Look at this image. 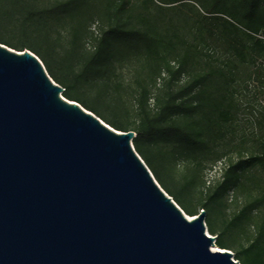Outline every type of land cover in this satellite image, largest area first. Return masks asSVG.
<instances>
[{
	"label": "trees",
	"instance_id": "16d2710c",
	"mask_svg": "<svg viewBox=\"0 0 264 264\" xmlns=\"http://www.w3.org/2000/svg\"><path fill=\"white\" fill-rule=\"evenodd\" d=\"M37 1L0 0V43L32 51L69 100L116 130L134 131L137 153L188 215H195L199 207L213 213L229 192L244 187L246 172L264 173V118L251 138L255 152L234 151L228 145L235 136L240 135L244 143L248 138L238 123L234 92L247 90L251 81L264 88V39L259 37L264 32V0H204V14L221 20V38L232 54L227 67L212 72L225 88L216 98L204 97L202 92L192 95L202 85L201 78L179 93L172 91L185 71L172 57L182 41L156 31L149 10L152 5L162 9L191 0H141L140 5L130 0ZM8 30L16 40L5 36ZM204 46L201 38L192 52L199 54ZM133 65H138L142 79L132 100H122L112 79L119 69ZM239 65L256 71L239 76L233 72ZM222 159L220 180L207 185L202 177L206 164ZM253 186L257 188L256 183ZM260 202L264 197L249 201L226 224L231 229L248 220L247 243L237 256L242 264H264V217L260 220L253 214ZM217 245L226 249L220 239Z\"/></svg>",
	"mask_w": 264,
	"mask_h": 264
},
{
	"label": "water",
	"instance_id": "95a60500",
	"mask_svg": "<svg viewBox=\"0 0 264 264\" xmlns=\"http://www.w3.org/2000/svg\"><path fill=\"white\" fill-rule=\"evenodd\" d=\"M0 43V264H242L213 251L132 140Z\"/></svg>",
	"mask_w": 264,
	"mask_h": 264
},
{
	"label": "rangeland",
	"instance_id": "374dc122",
	"mask_svg": "<svg viewBox=\"0 0 264 264\" xmlns=\"http://www.w3.org/2000/svg\"><path fill=\"white\" fill-rule=\"evenodd\" d=\"M46 1L49 0H38L37 2L43 4ZM130 1L137 5H140L142 2L141 0ZM204 4V0H191L185 4L163 7L162 9L157 5H152L149 10L151 16L154 18L156 31L161 35H168L171 38L178 37L182 41L177 46L175 54L172 57L176 60L175 63L180 62V64H183L185 71L178 77L176 83L172 85V91L179 93L192 80L201 78L202 85L194 88L192 95L202 92L204 97L213 96L216 98L219 97L220 93H224L225 88L222 85L221 79L214 76L212 72L218 68L227 67V61L232 54L221 38V34L223 33L221 32V20L204 14ZM203 14L204 16H201ZM5 33L7 38L13 36L10 30ZM243 37L248 40L245 35ZM259 37L264 39V32ZM201 38L205 46L202 48V52L194 54L192 48L195 44L199 43ZM13 39L16 40L17 37ZM138 58L143 63L145 57L141 52L138 53ZM258 64L260 65V60ZM137 69L138 65H133L129 69H119L117 75L112 79L114 82L112 85L118 87L122 100H132L137 82L142 79V73ZM255 71L256 68L253 66L239 65L233 72L244 77L253 74ZM153 93L162 94L158 90H153ZM234 94L238 105V123L242 127L241 131L248 138L245 139L246 143H244V141L240 140V135L233 137L228 144L229 148L245 153L246 151L255 152L257 148L252 145L251 138H254L253 134L260 128V119L264 118V88H260V85H255L251 81L247 90L238 88ZM62 96L68 99L64 95V92ZM104 122L108 124L106 121ZM242 143L245 146H242ZM235 156L234 154L233 157ZM223 167L224 159L206 164L202 177L207 182V185H212L220 180ZM178 169L182 171L183 168L179 167ZM254 183L257 184L256 189L253 186ZM242 184L244 187L240 190L229 192L225 202L220 204L213 213L208 214L200 207L196 212V214H200L202 211H205L207 233L217 237L216 243L220 239L225 244L226 249L234 253L235 258H237L241 246L247 243L248 233L246 231V225L248 220H243L240 227L231 229H226V224L249 201H253L258 197H264L263 194H260V192L264 193V173L257 169H251L245 173V176L242 178ZM254 208L255 211H253V214L259 215L261 220L264 217V202H260V205L256 204Z\"/></svg>",
	"mask_w": 264,
	"mask_h": 264
},
{
	"label": "bare ground",
	"instance_id": "6f19581e",
	"mask_svg": "<svg viewBox=\"0 0 264 264\" xmlns=\"http://www.w3.org/2000/svg\"><path fill=\"white\" fill-rule=\"evenodd\" d=\"M188 218L189 219H192L190 216H188ZM212 250L213 251H221V252H224L226 249L218 246L217 243H215V245L212 247Z\"/></svg>",
	"mask_w": 264,
	"mask_h": 264
}]
</instances>
